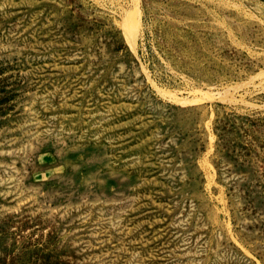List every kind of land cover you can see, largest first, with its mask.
I'll return each instance as SVG.
<instances>
[{
    "label": "rangeland",
    "instance_id": "1",
    "mask_svg": "<svg viewBox=\"0 0 264 264\" xmlns=\"http://www.w3.org/2000/svg\"><path fill=\"white\" fill-rule=\"evenodd\" d=\"M0 264H264V0H0Z\"/></svg>",
    "mask_w": 264,
    "mask_h": 264
}]
</instances>
